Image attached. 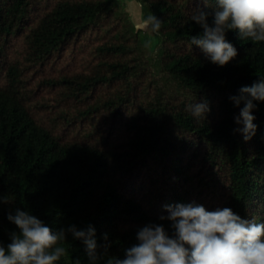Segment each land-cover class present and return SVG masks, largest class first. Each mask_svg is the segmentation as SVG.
Instances as JSON below:
<instances>
[{
  "label": "trees",
  "instance_id": "trees-1",
  "mask_svg": "<svg viewBox=\"0 0 264 264\" xmlns=\"http://www.w3.org/2000/svg\"><path fill=\"white\" fill-rule=\"evenodd\" d=\"M127 1L0 0L3 246L19 232L7 219L17 209L53 231L92 226L97 264L125 258L146 225L172 237L171 222L160 219L166 206L227 207L264 223V102H254L256 132L245 141L235 122L244 105L230 100L264 78V42L227 31L238 55L220 67L191 44L203 32L191 16L204 9L213 26L216 0H206L208 9L193 0H135L163 22L154 36L133 29ZM18 40L28 65L7 59ZM91 43L80 72L41 80L54 97H34L24 69L55 65L71 45ZM201 101L210 111L197 118L190 105ZM64 247L57 264H89L70 233Z\"/></svg>",
  "mask_w": 264,
  "mask_h": 264
},
{
  "label": "clouds",
  "instance_id": "clouds-1",
  "mask_svg": "<svg viewBox=\"0 0 264 264\" xmlns=\"http://www.w3.org/2000/svg\"><path fill=\"white\" fill-rule=\"evenodd\" d=\"M193 2L203 3L208 9L206 0ZM126 13L136 32L159 34L163 22L152 13L145 16L142 3L133 0L126 6ZM212 13L213 26H209L210 13L204 9L198 7L191 16L203 30L192 36L191 44L202 50L212 64L224 67L238 55L225 38L227 31L238 32L240 39L264 42V0H216ZM150 45V40L145 43V47ZM230 100L238 108L244 105L235 122L243 125L238 131L244 140H250L256 132L254 102H264V78L241 88L239 95ZM190 111L200 118L210 108L207 101H201L190 105ZM165 211L168 215L160 219L171 222L172 237L162 225H146L138 231V243L126 250L125 258H111L107 264H264V223L242 219L227 207L208 211L199 204H178L166 206ZM7 219L19 232L10 235L6 247L0 244V264H57L67 255L64 244L69 233L84 244L89 264L101 259L92 226L77 229L73 225L53 231L36 216L19 209L9 213ZM103 247L106 251L107 245Z\"/></svg>",
  "mask_w": 264,
  "mask_h": 264
},
{
  "label": "rangeland",
  "instance_id": "rangeland-1",
  "mask_svg": "<svg viewBox=\"0 0 264 264\" xmlns=\"http://www.w3.org/2000/svg\"><path fill=\"white\" fill-rule=\"evenodd\" d=\"M133 0H129L126 2L125 7L132 3ZM16 45L12 46L8 50V60L11 63H18L21 66L28 65L25 58L27 57V47L25 42H21L20 40L15 42ZM91 44L88 46L86 44H82V46L78 44L71 45L69 48H67L62 55L59 57V61L55 65L49 66V67H42L41 70L40 67L31 68L29 71L25 70L24 67V76L27 78V86L31 90L36 91V95L42 94L46 95L48 99H51L54 97L53 92L50 90V86L47 89L46 86L44 88V85H41V80L45 79L46 77H50L52 75H56V71L59 70H66L68 69L71 72H80L82 70V66L84 63H86L88 60L91 59ZM55 67V68H54ZM55 70V71H54ZM1 76V81L2 80ZM52 103V102H50Z\"/></svg>",
  "mask_w": 264,
  "mask_h": 264
}]
</instances>
